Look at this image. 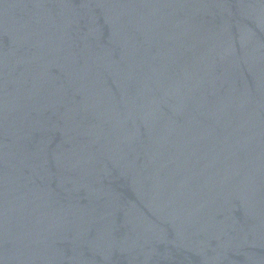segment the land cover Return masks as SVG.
Wrapping results in <instances>:
<instances>
[{"label": "water", "instance_id": "95a60500", "mask_svg": "<svg viewBox=\"0 0 264 264\" xmlns=\"http://www.w3.org/2000/svg\"><path fill=\"white\" fill-rule=\"evenodd\" d=\"M0 264H264V0H0Z\"/></svg>", "mask_w": 264, "mask_h": 264}]
</instances>
